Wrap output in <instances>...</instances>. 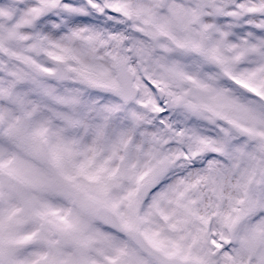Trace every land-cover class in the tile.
Here are the masks:
<instances>
[{
  "label": "snow or ice",
  "instance_id": "obj_1",
  "mask_svg": "<svg viewBox=\"0 0 264 264\" xmlns=\"http://www.w3.org/2000/svg\"><path fill=\"white\" fill-rule=\"evenodd\" d=\"M0 264H264V0H0Z\"/></svg>",
  "mask_w": 264,
  "mask_h": 264
}]
</instances>
